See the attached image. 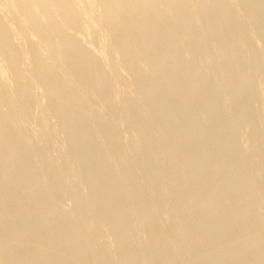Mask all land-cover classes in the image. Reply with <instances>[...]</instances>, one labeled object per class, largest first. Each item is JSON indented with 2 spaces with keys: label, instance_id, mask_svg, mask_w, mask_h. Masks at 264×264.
<instances>
[{
  "label": "bare ground",
  "instance_id": "1",
  "mask_svg": "<svg viewBox=\"0 0 264 264\" xmlns=\"http://www.w3.org/2000/svg\"><path fill=\"white\" fill-rule=\"evenodd\" d=\"M88 2L104 62L77 2L0 0L17 26L0 15V264H264V144L234 134L262 123L252 99L229 106L264 83L240 51L264 50V3L237 0L238 21L225 0ZM114 62L135 95L122 109Z\"/></svg>",
  "mask_w": 264,
  "mask_h": 264
},
{
  "label": "rangeland",
  "instance_id": "2",
  "mask_svg": "<svg viewBox=\"0 0 264 264\" xmlns=\"http://www.w3.org/2000/svg\"><path fill=\"white\" fill-rule=\"evenodd\" d=\"M73 1L77 2V4H78L79 16H80L81 23H82V28L76 33L77 34L76 36L79 37L78 39H81L80 41H82L85 46H87V45L91 46L92 47L91 49L92 50L94 49L95 54H97L96 55L97 58L100 56L98 58V59H100V62H104L105 61L104 59L106 57L112 56L113 52H112L111 48L110 49L109 48H105V47L101 48L102 38L100 36L97 37L96 39H93V36H92V31H97V30H99L101 28V21L99 20V18H97L95 15L92 14V10H91V7L89 6L88 0H73ZM227 1L225 0V2H227V4L230 2L228 4L229 10L236 14L237 19L238 18L241 19V20L238 19V21H242L243 18H244V14L246 12V8L245 9L241 8L242 9V11H241L239 9L238 3H237V5L235 3L237 0H235V1L227 0ZM260 1L262 3H264V0H260ZM230 4H231V6H230ZM230 7H233V8H231L232 10L230 9ZM15 14L16 13H15L14 9L9 10L8 8H4L0 4V15H1V17L3 18V20L7 24L12 26L14 31H16V29H17L16 23H15L16 21L14 20L15 19L14 18ZM200 28H197V29L200 30ZM12 34L15 35L14 33H12ZM252 38H255L254 41L252 40ZM13 39H14V42H16L17 44L19 43V40H18L17 36H14ZM250 40L253 43H251ZM256 40H258V38H256V36H251L250 39H249V43H251V44L248 45V46L240 47V49L245 47L244 50H246V49H248V47L249 48L253 47L254 50L256 51V53L260 57L261 64H263L264 63V57H263L264 56V50H263L262 45L260 44L259 40L258 41H256ZM22 45L23 44H19L18 46H20V48H21ZM244 50L242 51V49H241L240 51L245 52ZM261 53L263 55H261ZM101 59L104 60V61H101ZM262 60H263V63H262ZM220 62H221V60H220ZM218 63L219 62L217 61V64ZM221 63H219V64H221ZM3 65H4V63L0 60V69L3 68ZM21 65L25 66L24 60H22V64ZM263 68H264V64L262 66V69ZM219 69L220 68H219V65H218V68L216 70L218 71ZM112 70H113V72H112L113 73V77L116 75L115 79L113 80L114 87H116L115 88L116 92L113 94V100H114L116 108L122 109L126 98L135 97V95L133 93H131L129 77H128L127 73L120 67L118 62H114L113 63V69ZM246 71L251 72L250 69H248V70L246 69ZM263 71H264V69H263ZM262 74L264 75V72ZM210 75H216L217 76V72L212 70L210 72ZM261 77H262V75H261ZM262 78L260 79L261 82L264 80V76ZM263 84L264 83L262 82L261 86L259 87L260 89L258 88V90L254 89L255 87L250 88V91H249V89H247L248 91L247 90L245 91V94L243 95V98L241 97V98H239L240 100L236 99V100L232 101L233 103L232 102L229 103V106L231 105L230 108H232V110H235V109H238V107L242 106L243 104H247L249 102V99H252L249 102V106H250L251 110L253 109L252 113H251V117L252 118L255 117V118H253L254 120L258 119V121H256L257 124H261L262 123L261 127H260V125H258V128L260 127V129L258 130L259 132L258 133L256 132L255 134H253V133L250 134L252 132V131H250L251 130L250 127H247L246 128L247 130L245 128L242 129L241 132L236 131L234 134L238 135V139H237L238 141L236 140L237 143H239L240 141L241 142L244 141L242 143H245V142H248L251 137H255L257 139L262 140L263 142L262 141L261 142L264 144V138L261 135V133L264 134V131H262V130H264V86H263ZM32 90L36 94L35 106H37L36 111H37V114H38L39 113V108L44 105V99L41 96V90L39 88L33 87ZM256 93H257V95H255ZM246 95H248V96H246ZM244 101H245V103H244ZM240 103H241V105H240ZM228 118L229 117L225 116L223 119L226 122V121H229ZM50 123H52V122H50ZM26 126H27V128H29V129L31 128L33 130H38V129H40L42 127L41 124L38 121L35 120V115H34V117H32L28 121ZM49 127L52 129L53 126L50 124ZM243 130H245L246 132L243 131ZM257 134H259L260 136L258 137ZM32 139H33V137H32ZM52 141H53L54 144H56V145H54V148H56L57 145L58 146L60 145L59 136L54 135L53 138H52ZM263 146L264 145H262V147ZM55 153L56 152L52 153L53 157H56ZM238 155H242V153L241 152H239V153L237 152L236 156H238ZM72 201L73 200L71 199L70 195L68 193H66V194H64L62 196L61 200L59 201V207H61V208L65 207L66 210H68L67 208H69V209L71 208ZM89 219H90V216L87 214V215L83 216L82 222H85V220H89ZM101 243H102L101 248L103 249L104 252L113 253V246H112L111 240L109 238H107L105 236L102 237Z\"/></svg>",
  "mask_w": 264,
  "mask_h": 264
}]
</instances>
